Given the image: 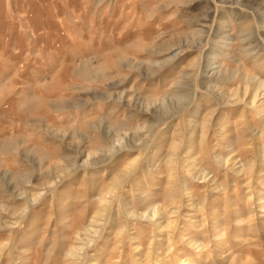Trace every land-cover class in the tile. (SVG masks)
<instances>
[{
	"label": "rangeland",
	"instance_id": "374dc122",
	"mask_svg": "<svg viewBox=\"0 0 264 264\" xmlns=\"http://www.w3.org/2000/svg\"><path fill=\"white\" fill-rule=\"evenodd\" d=\"M0 223V264H264V0H0Z\"/></svg>",
	"mask_w": 264,
	"mask_h": 264
},
{
	"label": "bare ground",
	"instance_id": "6f19581e",
	"mask_svg": "<svg viewBox=\"0 0 264 264\" xmlns=\"http://www.w3.org/2000/svg\"><path fill=\"white\" fill-rule=\"evenodd\" d=\"M239 1V0H238ZM212 2V1H211ZM215 12H217V11H215ZM30 35V34H29ZM86 71V70H85ZM86 74H87V72H86ZM83 75V74H82ZM86 76V75H85ZM89 78V77H88ZM83 79H85L84 77H83ZM73 82V81H72ZM21 83V82H20ZM252 104V103H251ZM31 108V107H30ZM112 155V154H111ZM129 172V171H128ZM52 185V184H51ZM37 199V198H36ZM31 202V201H30ZM23 211V210H22ZM24 212V211H23ZM21 215V214H20ZM2 221V220H1ZM0 225L1 226H3L1 223H0ZM5 225V224H4ZM14 225V224H13ZM0 226V227H1ZM7 226V225H6ZM15 226V225H14ZM4 227V226H3ZM220 234V233H219ZM42 239V238H41ZM92 241V240H91ZM76 242H77V240H76ZM81 242V241H80ZM90 242V241H89ZM196 243V242H195ZM2 246V245H1ZM77 246V245H76ZM3 247V246H2ZM10 247V246H9ZM86 247V246H85ZM74 250V249H73ZM77 250V249H76ZM203 250V249H202ZM1 252V251H0ZM77 252V251H76ZM70 253H71V251H70ZM74 254V253H73ZM69 256H71V254L69 255Z\"/></svg>",
	"mask_w": 264,
	"mask_h": 264
}]
</instances>
